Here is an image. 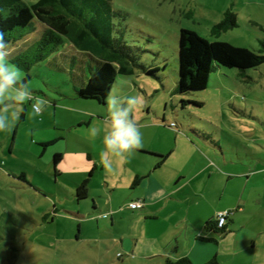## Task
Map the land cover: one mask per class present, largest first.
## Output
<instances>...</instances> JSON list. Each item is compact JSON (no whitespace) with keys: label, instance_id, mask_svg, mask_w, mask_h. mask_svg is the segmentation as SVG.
Segmentation results:
<instances>
[{"label":"rangeland","instance_id":"1","mask_svg":"<svg viewBox=\"0 0 264 264\" xmlns=\"http://www.w3.org/2000/svg\"><path fill=\"white\" fill-rule=\"evenodd\" d=\"M37 1L22 0L27 6ZM110 4L113 45L130 56L131 66L136 65L132 75L116 79L110 95L140 98L131 114L143 134V145L136 150L157 162L155 154L170 156L155 172L153 163L135 152L124 158L102 157L103 134L110 122L107 106L94 103L95 108L74 91V86H81L76 78L82 69L79 58L89 61L87 74L95 63L64 47L33 63V45L42 33V24L34 21L36 30H22L8 60L18 54L32 60L25 82L26 72L9 62L20 70L34 96L48 103L39 115L32 101L10 104L5 113L10 127L0 132V264H164L162 255L182 244L188 220L202 222L206 214L215 218L221 209H229L230 220L242 226L240 233L248 228H261L263 233L257 236L256 249L236 256L224 255L227 251L221 247L220 264H264V63L243 74L220 67L204 90L174 92L182 77L188 35L214 40L210 31L227 10L236 13L238 25L216 40L264 54V0H110ZM183 100L202 105L188 103L183 108ZM3 108L0 105V111ZM93 128L100 129V135L94 137ZM54 152L63 154L56 167L60 176L54 173ZM87 155L98 160L93 173L96 162L87 161L92 166L85 173L87 178L94 174L89 193L94 199L78 201L74 185L82 173L73 164L78 157L86 162ZM135 168L149 174L141 182L149 185L154 179L152 188L170 193L167 208L152 207L162 213L159 219L127 209L137 194H143L142 187L128 181ZM106 175L117 181L112 182L118 186L113 209L100 185ZM94 204L97 211L92 210ZM238 207L243 212L232 214ZM213 235L218 242L225 237Z\"/></svg>","mask_w":264,"mask_h":264},{"label":"trees","instance_id":"2","mask_svg":"<svg viewBox=\"0 0 264 264\" xmlns=\"http://www.w3.org/2000/svg\"><path fill=\"white\" fill-rule=\"evenodd\" d=\"M110 0H38L27 6L22 0H0V32L8 44V57L12 55L14 43L22 38L28 28L36 30L34 21L42 25L40 38L33 45L34 62L43 61L50 55L61 51L62 47L72 49L76 54H86L95 63L88 66L87 58H79L81 74V86L75 87V94L85 100L92 101L99 106L107 104L117 78H126L133 74L135 64H129L130 56L115 48L111 36L110 16L113 15ZM238 17L232 10H227L220 22L215 24L210 37L214 40L204 42L188 35V43L184 44L182 52V77L176 83L175 90L180 95L190 91L204 90L213 72L221 71L220 67L236 69L243 74L249 69L259 67L264 63V54L256 53L244 47L234 46L228 42L218 41L216 38L232 28L237 27ZM13 44V45H12ZM264 48V42H262ZM12 47V48H11ZM11 48V49H10ZM119 49V51L117 50ZM264 52V51H263ZM28 57L18 54L9 61L26 72L25 79L29 80L28 70L32 63ZM131 60V59H130ZM86 64V65H85ZM193 101V102H192ZM202 105L194 100H183V108L186 104ZM178 129L177 124L171 126ZM46 147V145H42ZM146 154L145 152H140ZM158 160L156 166L163 164L170 154L154 155ZM61 160V154H54L53 168L57 174V164ZM139 179H136V185ZM87 195V181H83L76 189L77 200L85 199ZM131 203V202H130ZM230 212V211H229ZM231 214V213H230ZM228 218L226 219V221ZM213 225V226H212ZM205 229L210 231L225 232L227 222L216 228L214 219L205 223ZM164 264H192L187 257L177 260L167 258ZM205 264H220L216 257Z\"/></svg>","mask_w":264,"mask_h":264},{"label":"crops","instance_id":"3","mask_svg":"<svg viewBox=\"0 0 264 264\" xmlns=\"http://www.w3.org/2000/svg\"><path fill=\"white\" fill-rule=\"evenodd\" d=\"M90 104H92L93 107L97 108L96 107L97 105H95L94 103H90ZM102 106L105 107V106H107V104L101 105V107ZM134 152H135L137 157H139L141 159H146V160L151 161L153 163L154 167L152 169V172H155L156 168L158 169L161 167V165L158 167L156 166V164H157L156 160L148 159V158L142 156L144 154L139 153L138 150H136ZM57 153L61 154V160L57 164V166H58L63 161V154L60 152H54V154H57ZM85 159H86V162H83V163L81 162L80 157L75 158V160H74L73 168H78L82 173V179L78 183L77 182L75 183L74 188L76 191L77 187L83 181L86 180L87 181V195H86L85 199H87V198L94 199V195H90L89 193H90V190L92 188L93 183H95L94 174H92V173L94 170L97 169L96 164L98 162H96V161H98V160H95L93 155H87V158H85ZM153 159H155V158H153ZM87 161L93 162V163L96 162V163H94L95 166L91 170L92 173L88 174L89 178H87L85 176V173L87 171H89L88 169H89V167L92 166V164L91 163L88 164ZM101 165L105 166L104 163H102ZM102 169H103V171L105 170L104 167H102ZM144 171H142V168L136 169L134 171V173H135L134 178L131 175H129V177H128V181H133V182H135L136 179H139V182L136 185L137 186L139 185L140 187L143 188V194H140V195L137 194V199L131 200L130 202L140 201L142 203V207L138 210H140L141 212H144V216L146 218L156 220L162 216V213L154 212L152 210V207L153 206H160L163 204L160 209L167 208V205H165L166 204L165 202H167L168 195H170V193L165 192L163 189L161 190L159 187H156V186H153V188H152L151 185H155V183H156V181L154 179L150 178L149 185H146L145 182H141L142 181L141 177L143 175H149V174H147L148 172L146 170H144ZM55 175L60 176L62 174L57 171V174H55ZM91 176L93 177V179H91ZM112 182H117V181H114V179L111 178V176L109 177L106 175L104 177V179L102 181H100V185L104 189V193L106 194V196H108L107 206H112L111 208L113 209L114 193L117 191L118 186L116 187V185H113ZM107 190H108V192H107ZM174 194H176V193L173 192L172 195H174ZM96 195H97V197H101L100 196L101 194H96ZM78 201H80V200H78ZM96 205L95 204L93 205L92 210H94V211L98 210ZM127 209H129V207ZM217 211L218 212L229 211V209H221V210H217ZM236 212H243L242 207L235 208L232 211V214H235ZM201 215H202V213H201ZM198 216L199 215H197V218H198ZM229 216H228V220L226 221L227 222V229L223 233L218 232V231H210V230L205 229V223L209 219H214V217L211 218V214H206L203 217L202 222L203 223L205 222L204 225H201L202 222L194 223L195 221L188 220L191 223L186 224V227L184 229V235H182L183 236L182 241L187 244V248L183 247L184 246L183 242L180 245L177 244V246L173 247L168 253H165L164 255H162L163 258H165V260L167 258H169L171 260H177V259L182 258V257H187L191 261L192 264H205L206 262H208L209 260H211L214 257H216L217 260L221 262L222 260H220V258H221L220 256L222 254H220L221 253L220 249H222V248H224V250L227 251V253L224 255L231 256V257L236 256L237 254L244 253L245 251H249V249H251V248L256 249V247H258L257 246V241H258L257 236L262 234L263 230L261 228H257V231L256 230L254 231V230H250L248 228V229H242L245 231L240 233L239 231L241 230L242 226H239V227L236 226L235 223L230 220ZM105 217H106V214L103 215V219L101 220V221H103V224H105V221H104ZM214 233L215 234L218 233V235L225 236V237L224 238L220 237L219 242H218L216 240V236L213 235ZM246 260H248V259H246Z\"/></svg>","mask_w":264,"mask_h":264},{"label":"clouds","instance_id":"4","mask_svg":"<svg viewBox=\"0 0 264 264\" xmlns=\"http://www.w3.org/2000/svg\"><path fill=\"white\" fill-rule=\"evenodd\" d=\"M8 44L4 34L0 32V105H4L0 111V132L9 129L7 107L10 104L23 106L32 101L31 107L35 114L42 113L48 103L44 98L34 96L33 91L27 83L22 82L20 70L12 65L8 60ZM138 96H128L124 98L115 95L107 97V111L110 122L107 130L103 134V144L105 151L102 157L109 154L124 158L134 154L136 149L143 145V134L132 118V112L139 105ZM17 112L12 116L17 117ZM92 135H100V129L93 128Z\"/></svg>","mask_w":264,"mask_h":264},{"label":"built area","instance_id":"5","mask_svg":"<svg viewBox=\"0 0 264 264\" xmlns=\"http://www.w3.org/2000/svg\"><path fill=\"white\" fill-rule=\"evenodd\" d=\"M128 207L132 210L140 209L142 207V203L140 201H133L129 203ZM230 215L229 211H222L218 212L216 217L214 218V221L216 223V228H221L225 222L228 216Z\"/></svg>","mask_w":264,"mask_h":264},{"label":"water","instance_id":"6","mask_svg":"<svg viewBox=\"0 0 264 264\" xmlns=\"http://www.w3.org/2000/svg\"><path fill=\"white\" fill-rule=\"evenodd\" d=\"M171 125H173V123Z\"/></svg>","mask_w":264,"mask_h":264}]
</instances>
